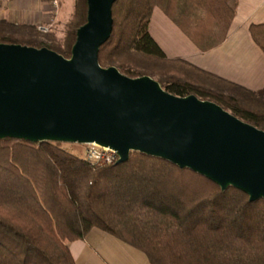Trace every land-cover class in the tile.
<instances>
[{
  "label": "trees",
  "instance_id": "16d2710c",
  "mask_svg": "<svg viewBox=\"0 0 264 264\" xmlns=\"http://www.w3.org/2000/svg\"><path fill=\"white\" fill-rule=\"evenodd\" d=\"M239 0H118L103 68L148 76L178 97L218 104L264 131V88L250 91L183 59H169L149 32L162 11L201 51L224 43ZM76 0L63 42L30 24L0 20V43L48 48L70 58L87 22ZM264 52V23L252 25ZM249 102L253 107L246 106ZM98 229L141 251L150 264H264V200L173 163L131 152L123 164L90 162L63 143L0 140V264H76L70 243Z\"/></svg>",
  "mask_w": 264,
  "mask_h": 264
},
{
  "label": "water",
  "instance_id": "95a60500",
  "mask_svg": "<svg viewBox=\"0 0 264 264\" xmlns=\"http://www.w3.org/2000/svg\"><path fill=\"white\" fill-rule=\"evenodd\" d=\"M118 0H87L70 58L0 43V140L96 144L167 160L227 190L264 200V131L216 103L178 97L151 77L103 68Z\"/></svg>",
  "mask_w": 264,
  "mask_h": 264
},
{
  "label": "crops",
  "instance_id": "0c3cea01",
  "mask_svg": "<svg viewBox=\"0 0 264 264\" xmlns=\"http://www.w3.org/2000/svg\"><path fill=\"white\" fill-rule=\"evenodd\" d=\"M39 1L11 0L0 11L10 8L6 13L9 22L29 24L37 16L43 20L50 16H57L58 20L67 17V7L73 3V0H59L58 7L52 8L50 2ZM75 3L76 0L74 8ZM14 9L19 16L17 21L13 19ZM262 23L264 0H239L226 40L209 52H201L159 9L153 13L149 32L169 59H183L235 85L259 91L264 88V52L254 42L250 27ZM69 248L76 264H150L141 251L98 229L92 230L84 240L70 243Z\"/></svg>",
  "mask_w": 264,
  "mask_h": 264
},
{
  "label": "rangeland",
  "instance_id": "374dc122",
  "mask_svg": "<svg viewBox=\"0 0 264 264\" xmlns=\"http://www.w3.org/2000/svg\"><path fill=\"white\" fill-rule=\"evenodd\" d=\"M53 1L59 4V0H40L39 2H41L42 4H44L45 2H50L52 5L51 7L54 8L55 6H54V3H52ZM67 9H69L68 11L69 13L67 12L68 14L67 17L62 16V18H59L58 20L57 16H54V17L50 16L48 20H45V19L43 20V19H39V17L37 16L36 17L37 20H35V17H32V20L34 21L30 22L29 24L33 25L34 27H37L38 31H42L44 33H51L55 35L56 39L61 43L64 41L65 36L68 32V28L71 24V19L73 17V11H74V0H73V3L69 7H67ZM11 11H13L12 14L14 15L17 14L16 9L11 10ZM7 12H10V8H7V9L3 8V10L0 11V20L5 19V20L10 21V18L6 16ZM18 17L19 16L15 15L13 19L17 21ZM17 24H18V21H17ZM42 28H46V30ZM244 104L246 106L253 107L249 102H245ZM63 148L73 155H76L80 158H84V150L86 149L85 145L74 144V143H64Z\"/></svg>",
  "mask_w": 264,
  "mask_h": 264
},
{
  "label": "built area",
  "instance_id": "2783aa9c",
  "mask_svg": "<svg viewBox=\"0 0 264 264\" xmlns=\"http://www.w3.org/2000/svg\"><path fill=\"white\" fill-rule=\"evenodd\" d=\"M10 1L11 0H0V7L6 6V4ZM52 3H54L55 8L58 7L56 2L53 1ZM42 29L46 30V28ZM85 146L86 149L84 150V159L87 161L112 164L119 159L118 154L110 148L101 147L96 144H88Z\"/></svg>",
  "mask_w": 264,
  "mask_h": 264
}]
</instances>
